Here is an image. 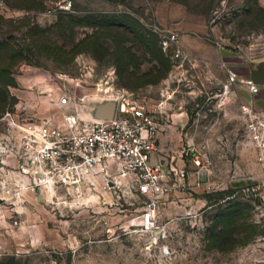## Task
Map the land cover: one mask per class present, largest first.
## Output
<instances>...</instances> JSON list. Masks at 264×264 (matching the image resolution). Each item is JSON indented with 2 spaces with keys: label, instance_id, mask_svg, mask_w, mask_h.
<instances>
[{
  "label": "rangeland",
  "instance_id": "1",
  "mask_svg": "<svg viewBox=\"0 0 264 264\" xmlns=\"http://www.w3.org/2000/svg\"><path fill=\"white\" fill-rule=\"evenodd\" d=\"M151 24L178 31L192 61H170ZM260 59L264 0H0V118L89 119L117 92L151 108L165 103L159 158L167 171L187 173L155 213L165 228L158 238L143 220L149 200L125 188L80 200L59 191L41 203L25 194L32 204L17 210L36 235L66 234L69 249L30 240V251H7L0 264H264V170L240 113L249 97L243 70ZM188 148L208 150L212 166L199 169ZM8 208L13 224L19 215ZM10 236L4 244L19 241Z\"/></svg>",
  "mask_w": 264,
  "mask_h": 264
},
{
  "label": "built area",
  "instance_id": "2",
  "mask_svg": "<svg viewBox=\"0 0 264 264\" xmlns=\"http://www.w3.org/2000/svg\"><path fill=\"white\" fill-rule=\"evenodd\" d=\"M148 27L171 60L192 61L178 31L156 24ZM229 79L231 83L239 81L234 71L229 72ZM240 83L249 94L240 107L244 138L264 170V107H257V97L264 86L245 78ZM107 101L117 104L111 120L93 119V110L89 119L84 112L65 114L60 124L6 112L0 118L4 123L0 128V206H8L16 216L20 214L16 207L26 202L25 194L47 201L48 196L54 200L57 192L63 191L80 200L86 191L102 189L117 194V190L125 188L149 200L150 213L143 219L146 229L153 236L161 233L160 237H165V228L156 224L155 213L169 202L173 192L180 191L187 178L184 170L167 171L159 158L163 152L161 122L166 104L151 108L123 92L102 103ZM67 102L63 99L61 104ZM207 152L188 148L186 154L203 170L212 166Z\"/></svg>",
  "mask_w": 264,
  "mask_h": 264
},
{
  "label": "crops",
  "instance_id": "3",
  "mask_svg": "<svg viewBox=\"0 0 264 264\" xmlns=\"http://www.w3.org/2000/svg\"><path fill=\"white\" fill-rule=\"evenodd\" d=\"M182 44L184 45V41L182 39ZM244 73V70H243ZM249 99V97L246 99V101ZM245 101V102H246ZM257 107L261 109L264 107V89L261 91L260 95L257 97ZM26 203H28L25 207L23 206H18L16 207V210L19 209L23 212L27 211L29 208L27 207L28 205L32 204V196L26 195L25 196ZM40 201V200H39ZM38 201V202H39ZM43 201H40L41 203ZM30 203V204H29ZM5 206H0V255H2L5 252H10V253H25L28 252L32 249V243L30 240L33 242V245L39 246V249H58V250H68L69 249V239L68 237L64 236V234H59L53 229H49L44 235L39 236L37 233L36 235V229H39L37 225H34L33 222L31 221V217H28L27 215L21 214L20 212L18 217H14V223L11 224L10 222H6V217L7 211H6ZM31 209H33L30 206ZM37 208V207H35ZM35 210V209H34ZM40 214V213H39ZM35 214V215H39ZM34 215V214H33ZM42 215V213H41ZM37 218H40L38 216ZM3 227H5V231L2 232ZM11 235L10 237L14 240L15 238L19 239V241L15 244V240L10 242L9 245H6L3 243V235ZM29 234V235H28ZM35 247V246H34Z\"/></svg>",
  "mask_w": 264,
  "mask_h": 264
},
{
  "label": "water",
  "instance_id": "4",
  "mask_svg": "<svg viewBox=\"0 0 264 264\" xmlns=\"http://www.w3.org/2000/svg\"><path fill=\"white\" fill-rule=\"evenodd\" d=\"M243 74L246 80H250L258 86H264V59H260L249 66H245ZM116 106L117 104L115 101L97 104L91 115L93 119L96 120H111L115 115ZM39 200L43 201L42 198ZM154 235L156 237L161 236V233H154Z\"/></svg>",
  "mask_w": 264,
  "mask_h": 264
},
{
  "label": "trees",
  "instance_id": "5",
  "mask_svg": "<svg viewBox=\"0 0 264 264\" xmlns=\"http://www.w3.org/2000/svg\"><path fill=\"white\" fill-rule=\"evenodd\" d=\"M116 25L117 26H120V23L118 22V23H116ZM126 24H124V26H125ZM137 29V28H136ZM154 35V34H153ZM155 37H156V42H157V44H158V47H159V49H160V51L171 61V58L169 57V56H167V54H165L164 52H163V50H162V48H161V46H160V44H159V40H158V37L156 36V35H154ZM141 39V43L144 45V46H147L148 44H147V40L146 39H144V38H140Z\"/></svg>",
  "mask_w": 264,
  "mask_h": 264
}]
</instances>
